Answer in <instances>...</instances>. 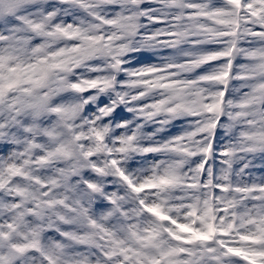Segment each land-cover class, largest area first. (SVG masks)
Returning a JSON list of instances; mask_svg holds the SVG:
<instances>
[{
    "label": "snow or ice",
    "instance_id": "snow-or-ice-1",
    "mask_svg": "<svg viewBox=\"0 0 264 264\" xmlns=\"http://www.w3.org/2000/svg\"><path fill=\"white\" fill-rule=\"evenodd\" d=\"M0 264H264V0H0Z\"/></svg>",
    "mask_w": 264,
    "mask_h": 264
}]
</instances>
